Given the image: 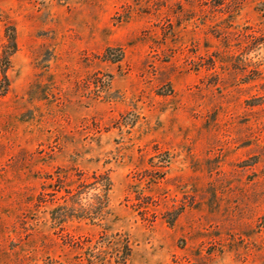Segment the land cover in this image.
<instances>
[{
	"label": "rangeland",
	"instance_id": "1",
	"mask_svg": "<svg viewBox=\"0 0 264 264\" xmlns=\"http://www.w3.org/2000/svg\"><path fill=\"white\" fill-rule=\"evenodd\" d=\"M11 27L0 264H264V0H0V62ZM81 172L112 216L57 225Z\"/></svg>",
	"mask_w": 264,
	"mask_h": 264
},
{
	"label": "trees",
	"instance_id": "2",
	"mask_svg": "<svg viewBox=\"0 0 264 264\" xmlns=\"http://www.w3.org/2000/svg\"><path fill=\"white\" fill-rule=\"evenodd\" d=\"M8 44L5 47L4 56L1 59V69L3 74V80L0 83V94H5L9 88V79L7 76V70L10 65V57L17 52V38L16 29L11 27L7 30ZM120 57V56H119ZM122 57V56H121ZM117 59V60H116ZM115 58V61H120ZM156 158L151 159L152 167L156 176H152L150 184H158L161 177L158 178V167L164 170L169 167V160H164L160 164L154 163ZM165 175V174H163ZM52 179V176H49ZM76 182H73L74 187L67 188L65 186V180L58 174V178L53 187L52 194H42L41 202L45 200L47 196L54 197L56 199L58 194H63L61 200L63 204L59 205L52 211V220L62 226L70 219L86 220L94 225H103L108 218L112 216V210L110 208V193L113 188L111 177L105 173L94 172L91 176H87L85 173H79L77 175ZM153 199L148 196L139 194L138 204L142 213L148 212L149 207L153 205ZM172 223V222H170ZM119 236V235H117ZM117 244L122 245L118 250V263L127 264L132 255V248L127 238L119 240Z\"/></svg>",
	"mask_w": 264,
	"mask_h": 264
}]
</instances>
